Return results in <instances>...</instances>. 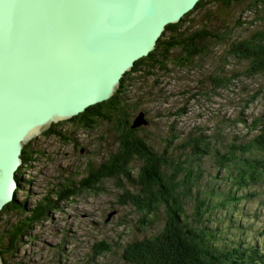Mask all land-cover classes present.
I'll use <instances>...</instances> for the list:
<instances>
[{"label": "trees", "instance_id": "16d2710c", "mask_svg": "<svg viewBox=\"0 0 264 264\" xmlns=\"http://www.w3.org/2000/svg\"><path fill=\"white\" fill-rule=\"evenodd\" d=\"M240 6L246 16L233 20L231 12ZM232 62L244 67L235 70ZM207 63L215 64L208 75L214 85L212 92L228 89L241 76L264 78V0H200L180 22L166 26L155 49L124 74L110 99L69 120L53 123L41 133V137L71 143L82 154L71 132L93 131L105 123L116 141L102 159L89 157L83 167L67 173L32 205L27 204L26 192L23 200L17 197L3 207L0 220L2 216L16 217L0 227L3 264L13 263L24 239L59 204L109 195L107 182L119 192L110 195L115 206H129L138 212L139 225H153L159 216L163 217L162 225L139 239L125 240L119 235L112 239L114 244L105 238L93 241L80 264H98V259L113 251L119 264H264L262 244L228 240L220 245L219 229L210 225L217 219L231 220L229 208L259 196L256 189L264 183V115L171 134L157 148L139 135L149 124L146 112L138 111L140 103L135 102L136 98L146 99L142 92L137 93L145 80L158 82ZM203 94L209 95L206 91ZM196 95L200 92L190 97L195 99ZM256 98L257 93L243 105L241 113ZM141 113L148 123L133 128ZM175 115L184 116V112L179 110ZM67 124L69 134L62 129ZM237 126L245 129L243 135L231 131ZM171 128L176 131L174 125ZM36 140L22 149V163L16 172L20 185L17 193L24 190L23 171L37 161L39 153L33 148ZM221 212L217 219L213 216ZM109 215L104 223L115 216Z\"/></svg>", "mask_w": 264, "mask_h": 264}, {"label": "water", "instance_id": "95a60500", "mask_svg": "<svg viewBox=\"0 0 264 264\" xmlns=\"http://www.w3.org/2000/svg\"><path fill=\"white\" fill-rule=\"evenodd\" d=\"M199 1L0 0V212L20 188L23 147L110 99ZM146 123L141 113L132 127Z\"/></svg>", "mask_w": 264, "mask_h": 264}, {"label": "rangeland", "instance_id": "374dc122", "mask_svg": "<svg viewBox=\"0 0 264 264\" xmlns=\"http://www.w3.org/2000/svg\"><path fill=\"white\" fill-rule=\"evenodd\" d=\"M231 15L233 20L243 15L242 7L233 10ZM232 66L238 71L244 67L243 64L235 62H232ZM214 68V63H207L204 67L196 66L193 72L178 71L158 82L145 80L137 93L142 92L146 99L139 101L141 98H136L135 102L140 103L141 108L138 111L146 112L149 124L139 135L157 148L159 142L169 138L171 134L186 133L195 128L210 129L217 123H234L235 119L245 116L249 120L264 115L263 77L241 76L228 89H215L212 92L214 85L209 81L208 75ZM204 91L209 95L204 96ZM196 92H200V95H196L195 99L191 98ZM256 93V100L241 113L243 105ZM133 95L136 96V93ZM179 110L184 112V116L175 115ZM174 120L176 123H172ZM173 125L176 131L171 128ZM68 128V124L62 127L69 134ZM231 131L243 135L245 129L237 126ZM71 138L78 142L79 149H83L82 154L71 143L62 144L53 137H37L33 148L39 155L32 167L23 171L22 179L26 182L22 188L24 190L17 193L18 201L23 200L27 192V204L32 205L67 173H75L78 168L83 167L89 157L95 161L102 159L116 141V135L105 123L89 132L72 131ZM120 182L126 185L125 181ZM106 188L111 191L109 195L69 199L59 204V208L50 212L48 219L36 225L30 232V237L24 239L26 242L20 247L12 264H80L83 253L93 241L105 238L114 244L112 239L116 236L120 235L125 240L139 239L160 228L162 216L153 225H139V213L129 206H115V198L110 195H118L119 192L112 190L110 182L106 183ZM256 191L258 197L228 209L233 214V221L232 217L229 218L231 220L217 219L222 212L217 215L214 213L217 220L210 225L219 229L217 238L220 245L233 240L241 244L258 243L264 246V183ZM112 211L116 212L111 213ZM108 214L110 217L114 214L115 216L104 223ZM15 220V216H2L0 227ZM127 220L128 224H124ZM98 264L119 262L113 251L98 259Z\"/></svg>", "mask_w": 264, "mask_h": 264}, {"label": "flooded vegetation", "instance_id": "af4514ba", "mask_svg": "<svg viewBox=\"0 0 264 264\" xmlns=\"http://www.w3.org/2000/svg\"><path fill=\"white\" fill-rule=\"evenodd\" d=\"M81 151H83V150L81 149Z\"/></svg>", "mask_w": 264, "mask_h": 264}, {"label": "bare ground", "instance_id": "6f19581e", "mask_svg": "<svg viewBox=\"0 0 264 264\" xmlns=\"http://www.w3.org/2000/svg\"><path fill=\"white\" fill-rule=\"evenodd\" d=\"M124 76V75H123Z\"/></svg>", "mask_w": 264, "mask_h": 264}]
</instances>
